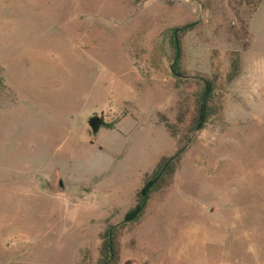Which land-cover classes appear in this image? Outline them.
<instances>
[{
    "label": "rangeland",
    "instance_id": "1",
    "mask_svg": "<svg viewBox=\"0 0 264 264\" xmlns=\"http://www.w3.org/2000/svg\"><path fill=\"white\" fill-rule=\"evenodd\" d=\"M200 1L0 0V264H264V0Z\"/></svg>",
    "mask_w": 264,
    "mask_h": 264
},
{
    "label": "water",
    "instance_id": "2",
    "mask_svg": "<svg viewBox=\"0 0 264 264\" xmlns=\"http://www.w3.org/2000/svg\"><path fill=\"white\" fill-rule=\"evenodd\" d=\"M194 1L198 2L200 4V6H201V9H202V7H203L202 2L200 0H194ZM199 22H200V17L197 20H195L194 22L182 24V25L176 26L174 28L173 36H174V44H175L176 53H175L174 61L170 65V71L172 72V74H174L177 77H192V76L183 75V74L175 71L174 68H173V65L176 62V60H177V58L179 56V53H180L178 33L181 32V31H183V30H186V29H189V28L195 26ZM206 83H207L208 87H207L206 94H205L204 100H203V115H202V118H201V122L203 121V119L205 117V103H206V99H207L208 93L210 91V85H209V83L207 81H206ZM201 122L197 125L196 129H198L200 127ZM89 125H90L92 131L95 132L102 125L101 117L98 116V115L92 116L89 119ZM187 145H188V143H186L184 146H182L172 156L168 157V159L165 161V163L161 167V169L158 172V174L152 179V182L147 186L146 192H145L144 201H143L141 207L135 212V214L131 218L125 219V220H123V222H129V221L133 220L135 217H137L139 215V213L141 212V210L146 205V202H147V199H148V196H149V193H150L151 186L157 182V180L160 178V176L162 175V173L165 171V169L168 166L169 162L172 161L175 157L179 156L186 149ZM58 185H59L60 188H62V182H61V180H59ZM118 225H119V223H116V224H114V225H112L110 227V231H109V234H108V237H109L110 258L107 261L103 262L102 264H108L109 261H110V259L113 256V254H112V248H111V233H112L113 228L116 227V226H118Z\"/></svg>",
    "mask_w": 264,
    "mask_h": 264
},
{
    "label": "trees",
    "instance_id": "3",
    "mask_svg": "<svg viewBox=\"0 0 264 264\" xmlns=\"http://www.w3.org/2000/svg\"><path fill=\"white\" fill-rule=\"evenodd\" d=\"M238 70H239V57L236 56V57L233 59V63H232V66H231V70H230L229 73H228L227 79H231V78H233V77L237 74ZM188 80H189V79H188ZM194 80L200 82L201 85H202L201 90H200V99L202 100L203 97H204V94H205V92H206V90H207V87H208V86H207V83L198 80V78H195ZM210 86H211V90H210V94H209V98H208L209 101H211V99H212V97H213L215 84H213V82H211V85H210ZM209 110H210V109H209V106H207V107H206V113H207L208 115H209ZM202 115H203V105H202V101H201V103H199V109H198V113H197V118H201ZM168 127H169V126H168ZM171 127H172L173 129L170 131V133H171L172 136H175L174 131H175V129H176V125H172ZM187 137H188V134H187V135L185 134L184 139L186 140ZM167 159H168V158H167ZM167 159H166V160H167ZM178 159H179V157L177 156V157H175L172 161L169 162L168 166L166 167V169H165V171L163 172V174L160 176L159 180H158L155 184H153V185L151 186L152 189H155V188L159 187L160 184H161L162 181H163V178H164V177L166 178L167 176H169V175L172 174V172H173V168H174V167L177 165V163H178ZM166 160H164L163 163L159 165V167L157 168V170H156V172H155V176L158 174V172L160 171L161 167L163 166V164L165 163ZM155 176H153V177L149 178L148 180H146L144 186L142 187V189H141V191H140V193H139V196H138V199H137V201H136V203H135V206H134L132 209H130V210L125 214V219L131 218V217L135 214V212L141 207V205H142V203H143V201H144L146 188H147V186L152 182V179H153ZM151 188H150V189H151ZM135 218H136V217H135ZM135 218H134V219H135ZM125 219H124V220H125ZM134 219H133V220H134ZM133 220H131V221H133Z\"/></svg>",
    "mask_w": 264,
    "mask_h": 264
},
{
    "label": "crops",
    "instance_id": "4",
    "mask_svg": "<svg viewBox=\"0 0 264 264\" xmlns=\"http://www.w3.org/2000/svg\"><path fill=\"white\" fill-rule=\"evenodd\" d=\"M263 8H264V1H263L262 4L258 7V10H257V11L262 10Z\"/></svg>",
    "mask_w": 264,
    "mask_h": 264
}]
</instances>
